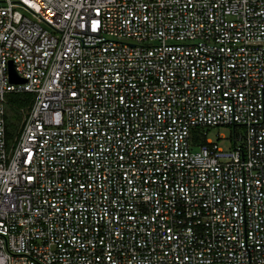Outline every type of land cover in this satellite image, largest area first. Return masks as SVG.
Segmentation results:
<instances>
[{
	"label": "built area",
	"instance_id": "1",
	"mask_svg": "<svg viewBox=\"0 0 264 264\" xmlns=\"http://www.w3.org/2000/svg\"><path fill=\"white\" fill-rule=\"evenodd\" d=\"M0 264H264V0H0Z\"/></svg>",
	"mask_w": 264,
	"mask_h": 264
},
{
	"label": "rangeland",
	"instance_id": "2",
	"mask_svg": "<svg viewBox=\"0 0 264 264\" xmlns=\"http://www.w3.org/2000/svg\"><path fill=\"white\" fill-rule=\"evenodd\" d=\"M25 110L22 109V117L16 128H10L9 119L13 117L11 114L8 116L7 126L8 129L11 130L12 136L16 133L22 119L24 116ZM192 131H196L200 135V139H204L205 137L210 138L213 141H217L220 146L228 147L231 145L233 141V136H235L237 143L242 144L244 142V127L242 125H196L192 127ZM199 142H195L192 144L193 149L198 147Z\"/></svg>",
	"mask_w": 264,
	"mask_h": 264
},
{
	"label": "trees",
	"instance_id": "3",
	"mask_svg": "<svg viewBox=\"0 0 264 264\" xmlns=\"http://www.w3.org/2000/svg\"><path fill=\"white\" fill-rule=\"evenodd\" d=\"M30 92H11L7 96V120L9 114L13 117L9 119L10 128H16L22 117V109H26L30 103ZM196 141H200V135L192 131ZM8 136H12L10 129L7 130Z\"/></svg>",
	"mask_w": 264,
	"mask_h": 264
},
{
	"label": "water",
	"instance_id": "4",
	"mask_svg": "<svg viewBox=\"0 0 264 264\" xmlns=\"http://www.w3.org/2000/svg\"><path fill=\"white\" fill-rule=\"evenodd\" d=\"M8 73H9V78L12 80V81H22L23 78L19 77L17 75V73L15 72L13 66L10 64V67H9V70H8Z\"/></svg>",
	"mask_w": 264,
	"mask_h": 264
}]
</instances>
